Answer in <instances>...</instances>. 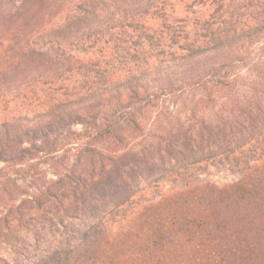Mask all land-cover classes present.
Listing matches in <instances>:
<instances>
[{
	"label": "trees",
	"instance_id": "obj_1",
	"mask_svg": "<svg viewBox=\"0 0 264 264\" xmlns=\"http://www.w3.org/2000/svg\"><path fill=\"white\" fill-rule=\"evenodd\" d=\"M173 1L0 0V264H264V0Z\"/></svg>",
	"mask_w": 264,
	"mask_h": 264
},
{
	"label": "rangeland",
	"instance_id": "obj_2",
	"mask_svg": "<svg viewBox=\"0 0 264 264\" xmlns=\"http://www.w3.org/2000/svg\"><path fill=\"white\" fill-rule=\"evenodd\" d=\"M173 5H174V9H175V15L178 18H191L192 15L191 13L193 12H197V10H191L189 11L187 14L184 13V10L182 8V6L179 4V1H173ZM251 55H255V58H258L259 56H263L261 52H257V50L253 49L250 51ZM255 58L253 60V63L255 62ZM252 62L248 63V64H253ZM250 67V66H249ZM247 71V69L242 71V74L245 73ZM169 107L171 106V108H174L175 106H173L172 102L169 103L168 105ZM159 112V109L157 111H155L153 114L156 115ZM240 176L234 174V173H229L226 172L222 167L218 166V167H214L213 169L210 170V173L206 176L202 177V180H204L205 182H208L210 184H213L215 186H223V185H228V184H232L235 183L239 180Z\"/></svg>",
	"mask_w": 264,
	"mask_h": 264
}]
</instances>
